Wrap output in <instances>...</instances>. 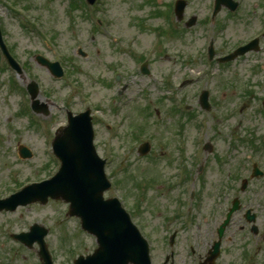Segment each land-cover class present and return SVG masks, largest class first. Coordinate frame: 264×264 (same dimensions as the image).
Masks as SVG:
<instances>
[{
	"label": "rangeland",
	"instance_id": "rangeland-1",
	"mask_svg": "<svg viewBox=\"0 0 264 264\" xmlns=\"http://www.w3.org/2000/svg\"><path fill=\"white\" fill-rule=\"evenodd\" d=\"M6 1H11L14 9L24 7V15L38 23L39 33H47L53 38L52 44H46L36 33L30 34L27 28L21 27L17 14L11 11ZM170 1L161 0L158 4L156 0H106L102 6L104 10L95 14L96 17L103 16V12L106 14L107 26L98 33L93 29L95 16L91 20L82 14L81 9L71 12L69 0H0V24L5 41L12 47V54L24 64L22 68L26 76L39 79L44 95L47 94L51 102H48L51 115L44 119L45 131L39 130L26 115L20 114L17 93L7 90L10 84L8 73L0 70V193L8 191V186L14 187L28 179L38 180L52 174L58 166L46 152L48 139L66 122V110L78 113L82 107L93 106L94 115L98 118L94 126L96 149L104 157L105 146L111 145L108 148L111 162L107 171L117 181L104 197H120L126 210H134L132 219L149 238L154 264H165V256L171 250L174 251L175 264H196L197 255L188 253L185 246L195 242L198 254L207 248L205 241L213 239V224L218 221L219 214H223L222 208L215 204L218 191L222 190L229 200L242 194L245 202L259 203L256 210L258 224L264 226V178L250 179L249 186L242 192L239 189L240 178L234 179L238 172L241 177L248 178L249 156H256L264 165V146L256 153L241 141L253 134L256 145H260L261 135H264L261 111L264 37L259 51L223 65L214 61L212 73L205 71L207 60L204 57L205 47L211 38L216 42L217 53L222 54L232 49L236 42H243L258 30H263L264 0H237L241 5L232 16L222 8L218 16L222 29L218 33L203 26L210 0H186L184 16H195L197 22L190 28L179 23L181 31L177 34L181 36L176 37L168 29L165 35L160 36L159 45L149 57L148 68L152 77H148L136 70L134 55L121 51L119 43L111 40V34L106 31L108 28L132 48L150 53V45L157 36L155 27H166L163 17L157 16L156 11L165 12ZM138 23L144 24L145 29H140ZM79 48L85 57L78 54ZM35 53L50 60L57 56L61 60L67 59L66 64L65 60L61 64L68 69V81L51 77L46 67L37 65ZM113 69H119L122 74L120 81L115 80ZM165 84L178 88L171 95L175 99L183 97L195 117L187 119L172 113L173 104L162 101ZM123 86H126L124 98L117 95ZM202 88L210 93L209 111L198 105ZM245 88L253 92L244 100L246 107L229 115L242 99ZM147 106L151 113L145 122L142 111ZM203 117L208 120L204 127L209 126L204 140L211 142L213 151L201 152L190 167V177L194 181L190 189L196 194L195 198L204 194L205 201L200 203L199 211L194 210L193 225L191 230H186L181 226L182 221L174 216L175 198L182 196L181 189L175 186L170 189L169 186L173 184L178 162L175 157L171 163L168 160L172 155L177 156V148L183 146L184 157L191 162L197 146L196 124ZM106 122L116 124L119 132L113 134V131H108ZM179 122L181 127H178ZM137 124H146L140 127L145 128L143 131L146 132L141 133L143 136L153 135L150 152L144 157L137 152L141 141L132 134ZM181 137L184 139L182 145L178 139ZM19 143L32 150L31 159L23 160L17 156ZM217 156L223 161L219 162ZM199 166L203 167L201 173L196 170ZM155 174L159 176V183H151L150 187L145 185V188L140 185L139 182L143 184ZM67 209L65 201L50 200L46 205L18 207L14 213H0V232L27 231L29 223L42 224L48 229L45 238L54 256L53 264H71L78 255L91 253L97 243L91 234L81 230L79 219L70 217ZM205 217L208 221H203ZM174 230L177 233L174 246L170 248L168 241ZM13 235L16 234L6 236L0 233V264H41L37 256L38 246L14 244L11 241ZM227 256L224 255L222 263L228 260Z\"/></svg>",
	"mask_w": 264,
	"mask_h": 264
},
{
	"label": "water",
	"instance_id": "water-1",
	"mask_svg": "<svg viewBox=\"0 0 264 264\" xmlns=\"http://www.w3.org/2000/svg\"><path fill=\"white\" fill-rule=\"evenodd\" d=\"M85 131L83 125H72L70 145L65 140L68 133L64 136L58 135L56 150L63 160L60 173L49 182L16 194L15 199L23 196L20 201L28 202L32 197L46 202L47 195L50 194L55 198L62 196L70 202V213L81 217L84 230L94 234L99 244L93 255L87 256L86 259L80 257L75 264H150L147 244L133 228L118 202L104 201L102 198V191L106 186L102 176L103 164L91 146L90 125L89 146L86 147L85 143L81 142L82 133ZM23 155H26L25 151ZM40 255L43 256L45 264H50L49 256L44 250H41Z\"/></svg>",
	"mask_w": 264,
	"mask_h": 264
},
{
	"label": "flooded vegetation",
	"instance_id": "flooded-vegetation-1",
	"mask_svg": "<svg viewBox=\"0 0 264 264\" xmlns=\"http://www.w3.org/2000/svg\"><path fill=\"white\" fill-rule=\"evenodd\" d=\"M261 136H263L260 138L262 142L258 145V149L255 151L256 153H259L264 146V135ZM253 138L255 139L256 137L254 136ZM260 163V169L264 170L262 161H260ZM239 174L241 175L240 172ZM249 174L251 175V173ZM261 178H264V174L261 177L259 176L257 179L260 180ZM247 179H249V176ZM220 198L223 203L227 201L226 195H222ZM239 202L241 203V211H239L240 213L238 215L235 214L236 216L233 221H231V224H229L226 228L220 240L219 257L214 262L212 260H208L209 248L217 238L216 231H212L215 232V236L211 242L208 243L205 250L202 249L198 252L197 260L195 262L196 264H264V226L262 227L258 224L259 219L256 212L259 203L253 204L245 202L242 195H240ZM220 205L221 204L218 203V206ZM247 210H249V213H247ZM252 218L253 222L249 223L248 219ZM192 251L193 253L195 252V250ZM225 254L228 255V260L225 263H222L221 260ZM173 256L174 254L170 257L169 264H174Z\"/></svg>",
	"mask_w": 264,
	"mask_h": 264
}]
</instances>
